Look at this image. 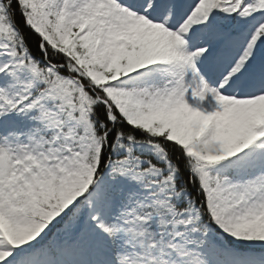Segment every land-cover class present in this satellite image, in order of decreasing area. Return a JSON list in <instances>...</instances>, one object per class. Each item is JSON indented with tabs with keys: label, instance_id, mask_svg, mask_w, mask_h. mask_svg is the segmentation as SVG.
Segmentation results:
<instances>
[{
	"label": "snow or ice",
	"instance_id": "snow-or-ice-1",
	"mask_svg": "<svg viewBox=\"0 0 264 264\" xmlns=\"http://www.w3.org/2000/svg\"><path fill=\"white\" fill-rule=\"evenodd\" d=\"M0 264H264V0H0Z\"/></svg>",
	"mask_w": 264,
	"mask_h": 264
},
{
	"label": "trees",
	"instance_id": "trees-1",
	"mask_svg": "<svg viewBox=\"0 0 264 264\" xmlns=\"http://www.w3.org/2000/svg\"><path fill=\"white\" fill-rule=\"evenodd\" d=\"M18 22L20 23V26H21L22 30H23L26 34H29V35H30L29 30H28L27 28L24 27L22 20H20V19L18 18ZM36 39H37V38H35V37L32 38V40H33V47L35 46ZM36 54L39 55L38 52H37Z\"/></svg>",
	"mask_w": 264,
	"mask_h": 264
}]
</instances>
